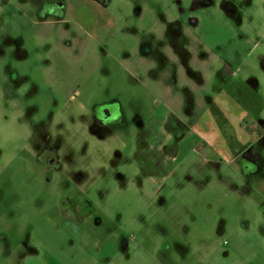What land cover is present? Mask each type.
<instances>
[{
  "label": "rangeland",
  "instance_id": "374dc122",
  "mask_svg": "<svg viewBox=\"0 0 264 264\" xmlns=\"http://www.w3.org/2000/svg\"><path fill=\"white\" fill-rule=\"evenodd\" d=\"M180 1L0 0V264H264V0Z\"/></svg>",
  "mask_w": 264,
  "mask_h": 264
},
{
  "label": "crops",
  "instance_id": "0c3cea01",
  "mask_svg": "<svg viewBox=\"0 0 264 264\" xmlns=\"http://www.w3.org/2000/svg\"><path fill=\"white\" fill-rule=\"evenodd\" d=\"M190 2L191 1L184 0V5H186L185 7H183L181 5L182 4L181 1L178 2L177 5L174 4L175 11H177L179 14H186L185 20L187 22H189L191 20V18H189L187 16V13L205 11L206 7L209 6V5L208 6H203V5H201V2H199V4H198V1H196L197 3L196 2L190 3ZM193 23H194L193 27L195 28L196 21H193V18H192V24ZM188 26H189V24H188ZM185 27H186V23H185ZM193 27H191V29H193ZM185 29H190V27L189 28L186 27ZM197 43L199 45L203 46L202 45L203 41L198 40ZM213 49H214L213 52L216 51V53H218V50H220L219 47L216 46V44L213 46ZM162 56H163V53H159V56L155 55L154 53H151V58H148V72L149 73H151V72L152 73H160L159 75L153 74L152 77H154V80L151 81V79H149V82H151L152 85H154V84L158 85L159 88H160V80L164 78L167 81L170 80V85L171 86H175L176 84L174 82V79H173V77L170 76V71L172 70L171 66L165 64L166 63L165 59L162 60L163 63L160 60L157 59L158 57L161 58ZM217 58H218V56H217ZM168 61L171 62V60H168ZM173 61H174V63H173ZM173 61L171 63L175 67V69L176 68L178 69V72L182 76V79H184V77H185L187 79L188 84L190 83V87L195 86L194 83H196V82H195V80L192 79L193 76L190 73H180V71L181 72L183 71L182 70L181 59L178 60V58H176V59H173ZM137 62L139 64V66H141L142 69H143V67H144V58H140L139 57ZM165 86H166V84L164 83L163 89H165Z\"/></svg>",
  "mask_w": 264,
  "mask_h": 264
},
{
  "label": "flooded vegetation",
  "instance_id": "af4514ba",
  "mask_svg": "<svg viewBox=\"0 0 264 264\" xmlns=\"http://www.w3.org/2000/svg\"><path fill=\"white\" fill-rule=\"evenodd\" d=\"M94 3L98 4V7H100L101 9H107L108 5L106 4L108 2V0H93ZM42 16H46V15H54L55 13L54 11H50V9L44 10V8L39 10ZM113 115L115 116V118H113ZM106 117V120H105ZM104 120V121H102ZM108 121L106 124H108L110 127L112 128H116L119 126V124L117 123V121H120V117H119V112L116 111L115 113H112L108 110H105L103 112H101L100 116H97L96 119L94 120L95 124L101 125L100 122L105 125V122ZM92 125V123H90V126ZM102 125V127H103ZM39 158V157H38ZM246 192V191H245Z\"/></svg>",
  "mask_w": 264,
  "mask_h": 264
}]
</instances>
